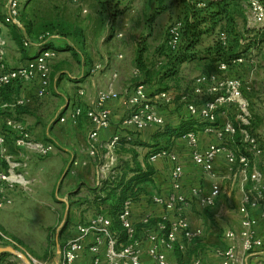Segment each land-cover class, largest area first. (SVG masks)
Segmentation results:
<instances>
[{
    "label": "built area",
    "instance_id": "2783aa9c",
    "mask_svg": "<svg viewBox=\"0 0 264 264\" xmlns=\"http://www.w3.org/2000/svg\"><path fill=\"white\" fill-rule=\"evenodd\" d=\"M74 1L78 3L80 0ZM242 6L248 18V28L264 29V4L261 0H245ZM84 12L87 10L85 9ZM20 13L19 0H9L6 14L0 19V93L10 85L34 83L36 96L45 97L51 87V62L59 54L55 47L48 46V42L59 39V36L45 33L35 40L26 39L25 46L35 45L36 53L26 64L10 67L6 60L8 39L3 30L8 25L22 27ZM124 24L129 25L128 17L124 18ZM182 26V21H178L169 27L168 45L172 49H175L180 42ZM125 33L124 29L116 35L122 38ZM219 39L227 45L229 36L223 31L220 32ZM244 39H240L241 45L246 44ZM248 62L253 63L247 55H240L230 61H220L215 72L198 75L189 90L182 91L180 95V100L186 106L188 113L206 122L203 127L204 132L215 134L219 141L201 148L196 132H186L183 137L191 149L194 163L205 173L214 176L216 158L219 154L225 153L230 169L236 168L245 182L251 181L238 208L240 227L225 231V245L216 249V254L220 257L216 264H252V258L264 247V241L257 232L258 220L252 212L254 208H261L264 215V182L262 181L264 172L260 171L253 161L263 155L264 148L259 136L253 131L248 102L243 94V89L251 90V86L246 85L241 78L226 74L231 67ZM103 68V64L97 63L93 65L91 71L94 73ZM138 73L139 70L136 69V74ZM113 77H117L116 72ZM77 95H85V89L79 87ZM118 97L120 93L114 89L113 84H110L108 88L97 90L96 99L91 107L85 108L81 104H75L67 115H58L59 121L64 123L77 124L83 115L90 121L87 154L90 159L95 160L99 157L101 160L97 185H102L104 180L112 179L119 174V156L116 154V147L121 135L115 134L106 142L99 140L101 131L111 125L112 110L108 107V102ZM198 97L202 98L200 104ZM174 100L175 95L171 90L151 92L145 84L135 85L133 91L124 97L123 102L127 109L124 122L140 131L150 126L163 128L166 120L159 113V108L162 105L172 104ZM32 101V96L17 94H14L10 100L0 99V208L10 207L13 204L9 193L18 186L22 190L30 189L32 181L35 180L29 177L31 158L34 155L48 157L57 150L53 142L37 139L24 120L15 114H10L15 113L19 107L30 105ZM231 111L234 112V117L231 116ZM221 113L225 114L226 118L219 123ZM237 135L240 137V145L229 147L227 142L234 140ZM127 138L131 139L130 136ZM159 158H169L174 163L171 190L167 196L152 197L154 203L165 209L159 220L150 224L154 215H147L142 219L144 224H150L144 228L149 243L146 252L152 261L150 264H181L177 259L169 257L167 252L174 251L176 247L184 251L202 237L203 228L193 227L187 216L186 210L190 201L181 191V181L185 172L177 154L169 149H161L149 156L151 162ZM88 163V159L74 158L71 161L74 167ZM222 191L223 186L218 180L213 182L210 192L206 195H202L197 187L191 189L192 195L200 199L204 208L215 206ZM132 207L133 201L126 200L118 215L126 231V241L120 239L119 231L113 227V219L106 214V208L101 206L86 224L77 226V233L72 239L58 245L56 257L45 264H74L87 251L92 255L91 264H149L142 258L143 248L132 219ZM0 235L4 236L1 231ZM0 264H12V260L8 259ZM191 264H202V260L199 257L195 258Z\"/></svg>",
    "mask_w": 264,
    "mask_h": 264
},
{
    "label": "rangeland",
    "instance_id": "374dc122",
    "mask_svg": "<svg viewBox=\"0 0 264 264\" xmlns=\"http://www.w3.org/2000/svg\"><path fill=\"white\" fill-rule=\"evenodd\" d=\"M229 1L232 4L231 6L235 8L234 17L236 21L233 25L227 26L225 23H222L214 34L204 36L200 46L197 48L196 58L192 59L190 64L185 63L182 65L176 77L166 78L165 80L161 77L160 80L158 76H155L153 79L154 83H151V85L155 87V91H159L161 88L171 90L175 95L173 103L179 104L177 101L181 98L180 95L182 90H189V86H191L190 84L195 77L203 73L215 72V65L211 64L212 61L211 63L208 61V51L218 42L220 32H229L232 36L231 41L234 52L247 55L249 60L253 61V63L248 62L243 64L241 70H239V74L243 82L251 86V90L246 88L243 89V94L248 102V110L251 115L250 121L253 131L259 136L264 148V100H260V98L264 97V29L253 30L248 28V18L242 6L245 0ZM8 2L9 0H0V19L6 14ZM19 2L22 10V19L23 14L33 19L34 13L36 20L42 19L41 21L62 18L79 24L90 34L89 40L91 38V42L89 45L87 44L86 48L84 46V51L81 50L83 47H81L79 42L71 40L73 46L75 45L78 47H75L76 55H73L70 50H64L61 51L63 53L60 59H54L51 62V86H53L54 79L62 74L65 75V85H67L68 82H73L71 75H76V70L78 69L77 59H82V53H84L82 55L83 57H85L84 55H90V60L92 62L94 58H96L97 60L94 64L101 63L105 65V60L111 59V55H119V53L123 51L124 43H126L127 46L132 45L133 52L143 36H147L148 38V62L154 65L163 57L159 53V50L162 51L166 48L170 25L181 21L183 18V6L180 5L177 0H167V12L163 16H157L154 24L150 26V28L147 25V19L151 10L149 7L150 4L146 3V0H123L121 9L124 10V14L118 16L117 20H110L103 14L104 8L99 0H80L78 3L74 0H34L27 10H25V6L28 0H19ZM85 9L88 10L87 13L84 12ZM125 17L129 18L128 26L124 24ZM124 29L126 31L125 36L122 38L117 37L116 33ZM93 33L95 37H93ZM97 33L98 37H96ZM102 37L105 38V54L99 51V47H96L95 51L92 47V45L94 46L100 43L99 41ZM235 37L245 38L246 44L240 45ZM55 41L54 44L57 50L60 49L61 45H64L61 39ZM35 53L36 50H34L33 54ZM85 58L87 59L89 56ZM104 58L106 59L104 60ZM216 62L217 61H215V63ZM63 69L67 71L59 74ZM153 69L157 71L156 67ZM228 76L233 77V74H228ZM234 76L236 75L234 74ZM62 79L63 78H60L59 81ZM141 79H143V77H141ZM141 79L135 76L134 85H138V81ZM63 94L64 96L60 98L61 102L65 103L67 94ZM56 96L55 94L54 97ZM33 102L35 103L34 100ZM34 103L19 108L15 113L10 114H15L18 118L23 120L24 114H30V116L34 114L32 112ZM168 106L169 105H162L160 107L168 108ZM57 116L58 113L54 118H57ZM29 127L33 133L34 127L30 124ZM40 135L42 136L40 138L41 140H46L45 137L48 135L46 129L42 130ZM70 136L72 135L68 134L66 139ZM53 143L57 148L55 153L48 157H38L34 155L31 158V163L34 161L40 164L54 162L57 164L58 171L56 178L49 179L47 176L39 179L34 178L35 180L32 181L30 189L27 190H22V188L18 186L16 190L9 193L13 199V204L10 207L0 208V231L4 235H0V247L11 246L17 251V254L14 256H8V259L12 260V264L25 262L26 264H45V262H49L56 257L55 252L58 245H62L72 239L74 237L75 228L79 224H86L97 211L92 200L96 194L100 193L99 187L102 185H93L91 178L96 175L95 171L101 163L100 158H95V160L92 159V164L86 167H74L70 162L73 158L72 154H74L75 151L72 148L79 142L75 144V142L71 141V143H69V150H64L63 147L66 146L64 143L61 146L58 142L56 143L53 141ZM75 156H77L76 153L74 157ZM260 157L264 159V153ZM69 166L70 171L74 170V174L79 176L83 175L82 177L89 182H82L81 179L78 178L79 176H75L70 181L62 180L61 178L65 177V175L62 177L63 172L66 168L69 170ZM84 171H86L85 174H83ZM68 176V179H70L72 175ZM245 184L250 186L251 181L245 182ZM38 189L43 190V194L40 196H36ZM65 195H67V198L63 199ZM234 206L235 203H233V207ZM204 214L206 218H204V223H202L203 226H205V231L206 226H212V224H220L218 230L220 229L221 231V226L224 227L225 224V217H220L217 219L218 221H215L211 219L208 210L204 211ZM224 229L225 227L222 228L219 237ZM205 231L203 229V234ZM208 231L211 233L210 230ZM224 245L217 243L211 246H221L222 248ZM255 264H264V259L262 262L259 261Z\"/></svg>",
    "mask_w": 264,
    "mask_h": 264
},
{
    "label": "crops",
    "instance_id": "0c3cea01",
    "mask_svg": "<svg viewBox=\"0 0 264 264\" xmlns=\"http://www.w3.org/2000/svg\"><path fill=\"white\" fill-rule=\"evenodd\" d=\"M123 2V0H122ZM145 2V1H144ZM146 3H149L146 0ZM167 0L165 2V5ZM157 4V1H155ZM154 4V5H155ZM148 6V5H146ZM150 7V6H149ZM153 8L150 7L151 13L153 12ZM88 12V10H87ZM85 12V13H87ZM167 12L166 8L163 13L159 14L164 15ZM150 13V14H151ZM124 14V12L122 13ZM120 14V15H122ZM119 15V16H120ZM118 17L115 19L117 20ZM156 20V19H155ZM84 30V40L83 42L79 43L81 47H87V44L91 42V38L89 40L90 34ZM4 34L7 36L8 39V46L6 49V60L10 67H18L21 65L26 64L28 59L33 55L34 50H36V46L34 45L26 52H21L16 45V42L12 38V33L10 29L7 27L3 30ZM95 37L94 33L92 34ZM98 37V33L97 36ZM114 37V36H113ZM116 38V37H115ZM96 39V38H95ZM59 40V39H58ZM62 40V39H61ZM105 38L99 41L96 45H92L94 51L96 47H99V51L101 53L105 52ZM57 42V41H55ZM54 42V43H55ZM65 44V41H62V44ZM73 46V42L70 41L69 43ZM62 46V45H61ZM74 47H76L74 45ZM78 48V47H76ZM123 51L119 53L123 57H120L118 54L113 56L111 55V59L104 60L106 64L101 71L92 72L91 69L94 65V62L97 60L94 58L92 62L90 60V55H84L85 57L89 56V58H85L81 54L82 59H77L78 61V69L76 70V75H71L73 78V82L64 84L65 75L62 74L61 76L56 77L54 79L53 86L50 87L49 94L46 97H38L36 96V85L34 83L29 84H15L11 87V95H23V96H32L34 103V109H32L33 115L24 114L23 120L26 123L34 127L33 134L37 139H40L42 136L40 135L41 131L46 129L48 135L46 140L51 142H58L60 146L66 145L64 150H69V143L75 142L77 143L73 146L74 154H72V159L79 158L81 160L88 159L89 163L87 165L81 166H88L92 164L87 154V148L89 146V132L91 129V124L88 118L83 115L79 118L77 124H72L71 122L61 123L57 118H54L56 114H65L67 115L72 107L75 104H81L85 108L91 107L94 104L96 99L97 90L99 88H108L110 84H113V87L116 91L120 93V97L111 100L108 102V107L112 110L111 116V125L103 129L100 133L99 140L102 142L109 141L115 134H119L122 136H130L133 140L138 141V145L135 147V151L138 154L137 161L141 163L142 167L145 168V162L148 161L151 163L153 167V173L150 175V180L144 182L141 186L144 188L143 193L141 194L140 198L133 203L132 208V219L135 224H139L142 222V219L147 215H154V217L159 218L162 214H164L165 209L163 206L156 204L153 202L152 197L154 195H163L167 196L169 191L171 190V182H172V170L174 167V163L169 158H159L155 162H151L149 160V155L152 151H154L157 147H168L169 150L175 152L179 158L180 163L184 167V176L182 178L181 184L182 188L181 191L184 193L190 201L189 206L187 207V216L191 222L193 227H202L205 231V226H203L204 218L206 215L204 211L208 210L210 212L211 219L218 221L217 219L220 217H225V224H224V231L219 237L220 229L218 230V224L212 226H206V231L204 232L203 236L199 238L200 242H198V257L201 258L202 264H216L220 257L216 254V249L220 248L221 246H211L217 243L225 244L224 233L228 229H239L240 227V215L238 212V208L240 203L244 197L246 190L248 189V184H245L244 178L240 172L236 170H231L228 162L226 160L225 153H221L218 155L215 161V168H214V176L208 173H205L201 167L196 165L192 160L191 149L189 148L187 141L184 139L183 135H178V132L187 131V130H194L198 136L199 145L201 148H205L208 146L209 143L212 142H219L215 134H207L203 130V126L201 123L204 121L199 117H195V119H189V113L186 109L184 103H181L179 99L177 103H172L168 106V108L160 107L159 113L165 118L166 123L169 126V131L165 134H161L163 129H160L157 126H150L144 130H136L133 126L125 124L124 120L127 115V109L124 105V97L127 93H131L134 88L135 84V76L136 74V63H135V52L136 49L132 52V45L127 46L124 43ZM59 51V50H58ZM89 51V49H88ZM61 50L59 51L58 57L56 59L61 58ZM133 53V54H132ZM105 54V53H104ZM92 55V54H91ZM63 59V58H62ZM192 60H188L184 62L182 65L190 64ZM210 63L211 61L208 60ZM59 62V61H58ZM211 64L215 65V71L217 70V62H212ZM181 65V67H182ZM180 67V68H181ZM213 68V67H211ZM213 70V69H212ZM67 71L63 69L59 72L63 73ZM117 73V77H113L114 73ZM230 74L231 73H226ZM60 78H63L59 81ZM192 81V80H191ZM188 82V81H187ZM193 83V82H192ZM192 83L190 85H192ZM79 87H83L85 89V95L78 96L77 89ZM191 86H189L190 88ZM147 88L152 92L155 91V87L151 85ZM72 90V92H71ZM184 91V90H182ZM67 94V99L65 103L61 102V98L64 94ZM56 94L57 96L54 97ZM5 97V93H0V99ZM199 104L202 102V98H197ZM261 101L264 100L260 98ZM72 105V107H71ZM59 111V112H58ZM232 117H234V112L231 113ZM194 117V116H192ZM225 114L219 115V123H222L225 120ZM196 119H198V123H196ZM70 134L72 136H66ZM75 153L77 156L74 157ZM127 157V156H126ZM254 163L257 165L260 171L264 172V159L263 157L253 159ZM71 162V161H70ZM132 164L134 161L131 162ZM70 167V166H69ZM99 167V165H98ZM84 171L83 174H85ZM96 175L91 178V182L93 185L97 182L98 177V168L96 169ZM58 174L57 171V164L54 162L40 164L37 161L31 163L30 166V178H45L46 176L49 179L56 178ZM133 173H130L132 175ZM65 175V177H63ZM68 175H72L70 179H68ZM77 177L79 175L74 174V170L68 171L66 168L63 172L61 178L64 181H70L72 178ZM83 176V175H82ZM79 176L78 178L81 179L82 182H89L84 177ZM220 181L223 186V191L219 198L217 199L216 205L210 208L202 207L200 203V199L194 197L192 195L191 189L193 187H197L200 189L202 195H206L210 192L212 184L214 181ZM264 182V178L262 180ZM43 190H39L36 193V196H40L43 194ZM68 194V193H67ZM237 194V195H235ZM67 195H65L66 199ZM61 199V198H60ZM233 203L235 206L233 207ZM224 207V208H223ZM253 215L258 220V227L257 232L258 235L264 241V215L262 213L261 208H254L252 210ZM93 216V215H92ZM203 222V223H202ZM220 227V226H219ZM209 228V229H208ZM211 233H209V231ZM77 233V227L74 231V236ZM139 238L141 240V245L143 248V260L148 262L149 264L152 263L150 257L148 256L146 250L149 246L148 241L145 237L144 228L139 232ZM196 245V242L189 245L187 249L191 248L192 246ZM204 248V249H203ZM185 249L183 252L186 255ZM179 251H168L167 254L171 258H177ZM183 255L184 259L181 261L183 264H191L192 261L196 258H192L189 262L186 261L187 257ZM264 259V247L259 250L257 255L252 258V264L258 263L259 261L262 262ZM92 255L87 251L85 254L78 259L74 264H91Z\"/></svg>",
    "mask_w": 264,
    "mask_h": 264
},
{
    "label": "trees",
    "instance_id": "16d2710c",
    "mask_svg": "<svg viewBox=\"0 0 264 264\" xmlns=\"http://www.w3.org/2000/svg\"><path fill=\"white\" fill-rule=\"evenodd\" d=\"M104 8L103 14H105L108 19L115 20L120 14L124 12L121 9L123 4L122 0H99ZM150 4V7L153 8V12L149 15L147 19V25L152 26L155 22L156 17L163 13L166 8V0H147ZM157 1V4H155ZM180 5L183 6V18L181 19L183 26L181 29V37L178 46L175 49H172L168 45V39L166 43L165 50H159V53L163 56L154 65L151 62H148L147 52V36H143L142 40L139 42L135 52V63L136 68L139 70V73L136 77H143V79L138 81V84L142 83L147 86H150L151 83H154L153 79L155 76H158L161 80L166 78H174L180 72L181 65L188 61L196 58L197 48L200 46L201 40L206 35H212L218 29V27L225 23L227 26H232L236 21L234 17L235 8L232 7L229 0H177ZM34 2V0H28V3L25 6V10ZM264 4V0H261ZM155 4V5H154ZM2 17L1 19H3ZM24 19V21H23ZM22 19V10L20 13V20L22 22V27H17L15 25H8L12 33L13 40L19 46L21 52H26L33 46H25L26 39L35 40L42 34L50 33L57 34L59 39L65 41V44L58 49L59 51L70 50L73 55H76V48L71 46L69 43L71 40H76L81 43L84 40V30L83 28L75 23L62 18H56L55 20L50 21H41L42 19L36 20L35 13L33 19L29 16L23 14ZM226 32V31H225ZM229 36L228 44L224 45L220 39L211 47L208 51V58L210 61L217 64L220 61H230L231 59L244 55L242 53L234 52L232 48V39L229 32H226ZM169 36V33H168ZM234 38V36H233ZM237 38V37H235ZM240 38H237L238 43L240 44ZM57 40V39H56ZM55 40H49L48 46L55 47ZM241 45V44H240ZM242 47V46H241ZM216 65V64H215ZM241 66L231 67L230 73L233 74V77L241 78L239 70ZM157 69L154 71L153 68ZM157 72V73H156ZM234 74L236 76H234ZM153 81V82H152ZM137 85V84H136ZM152 86V85H151ZM11 87L13 85L7 86L2 90L5 93L3 100H10L13 95H11ZM154 87V86H152ZM160 90H167L166 88H161ZM22 108V107H19ZM17 108V109H19ZM233 113V111H231ZM189 119H195V116L189 114ZM197 118V117H196ZM196 119V123H198ZM206 124L205 121L201 123L204 127ZM160 128V127H159ZM169 126L165 123L161 134H165L169 131ZM188 131H180L177 134L182 135ZM240 137L237 135L234 140L227 142L229 147L239 146ZM138 141L128 139L127 136H122L116 147V154L119 156V174L116 177L108 180H104L102 186L99 187L100 193L96 194L93 197L92 202L95 204L97 211L101 206L106 208V214L113 219V227L119 231L120 239L126 241L127 235L125 229L122 227L118 215L122 210L124 202L128 199L132 200L133 203L137 201L141 194L144 191V188L141 186L144 182L150 180V175L153 173V167L150 162H145V168L142 167L141 163L137 161L138 154L135 151V147L138 145ZM161 149H168V147H157L153 152H157ZM150 153V155H151ZM149 155V156H150ZM127 156V157H126ZM134 161L132 164L131 162ZM130 173H133L130 175ZM99 192V191H98ZM133 208V207H132ZM210 208V207H206ZM96 211V212H97ZM159 219L154 217L150 220V224H154ZM148 223V224H149ZM148 224L143 222L135 224L137 230V236L141 229L145 228ZM149 224V225H150ZM196 245L185 251L179 250L178 247L175 248V252L179 251L177 259L181 264V261L184 259L183 255L187 257L186 261H190L192 258H198V242ZM195 249V252H194ZM12 255L10 252L0 253V263L8 260V256Z\"/></svg>",
    "mask_w": 264,
    "mask_h": 264
},
{
    "label": "water",
    "instance_id": "95a60500",
    "mask_svg": "<svg viewBox=\"0 0 264 264\" xmlns=\"http://www.w3.org/2000/svg\"><path fill=\"white\" fill-rule=\"evenodd\" d=\"M69 169H70V167H69ZM4 252H10L12 254H17V251L11 246L0 247V253H4Z\"/></svg>",
    "mask_w": 264,
    "mask_h": 264
}]
</instances>
